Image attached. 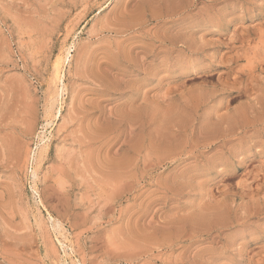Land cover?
Listing matches in <instances>:
<instances>
[{"label":"rangeland","instance_id":"obj_1","mask_svg":"<svg viewBox=\"0 0 264 264\" xmlns=\"http://www.w3.org/2000/svg\"><path fill=\"white\" fill-rule=\"evenodd\" d=\"M0 264H264V0H0Z\"/></svg>","mask_w":264,"mask_h":264},{"label":"bare ground","instance_id":"obj_2","mask_svg":"<svg viewBox=\"0 0 264 264\" xmlns=\"http://www.w3.org/2000/svg\"><path fill=\"white\" fill-rule=\"evenodd\" d=\"M71 52H73L72 50H71V47H69V48H67L66 49V54L64 55V56H61V57H63L62 59L59 57V59H57L56 60V69H57V72H56V78H57V80H58V82L60 83V72H59V70H60V68H62L63 67V64L65 63V62H69V58L71 57V55H70V53ZM55 62V61H54ZM61 64H62V67H61ZM55 70V69H54ZM62 90V89H61ZM60 90V91H61ZM57 93V92H56ZM62 94V93H61ZM60 94V95H61ZM57 95H58V93H57ZM56 113V112H55ZM60 115V112L58 113V116ZM56 116V115H55ZM43 144V143H42ZM41 144V145H42ZM40 147V146H39ZM46 149V146L43 144L41 147H40V149H39V157H40V154L41 153H43V151ZM37 159V158H36ZM35 171V170H34ZM37 175V174H36ZM35 175V173H33V176L35 177L36 176ZM33 177V178H34ZM112 181V180H111Z\"/></svg>","mask_w":264,"mask_h":264}]
</instances>
